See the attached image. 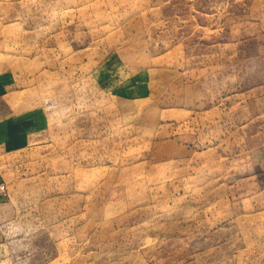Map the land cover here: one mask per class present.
Masks as SVG:
<instances>
[{
    "label": "rangeland",
    "instance_id": "obj_1",
    "mask_svg": "<svg viewBox=\"0 0 264 264\" xmlns=\"http://www.w3.org/2000/svg\"><path fill=\"white\" fill-rule=\"evenodd\" d=\"M0 264H264V0H0Z\"/></svg>",
    "mask_w": 264,
    "mask_h": 264
}]
</instances>
